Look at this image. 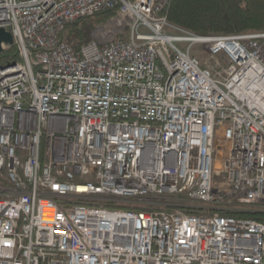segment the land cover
<instances>
[{"label": "built area", "instance_id": "built-area-1", "mask_svg": "<svg viewBox=\"0 0 264 264\" xmlns=\"http://www.w3.org/2000/svg\"><path fill=\"white\" fill-rule=\"evenodd\" d=\"M169 1L0 0V264H264V223L221 214L264 212V32Z\"/></svg>", "mask_w": 264, "mask_h": 264}, {"label": "trees", "instance_id": "trees-1", "mask_svg": "<svg viewBox=\"0 0 264 264\" xmlns=\"http://www.w3.org/2000/svg\"><path fill=\"white\" fill-rule=\"evenodd\" d=\"M117 15L118 9H115L80 20L67 29L64 39L76 44L77 47L86 45L93 40L98 29ZM163 15L171 24L199 36L264 32V0H170L163 10ZM91 21L95 23L90 24ZM20 61L21 57L15 46L10 51L0 54L1 68ZM188 212L198 213L190 209ZM221 214L264 223V212L254 209L244 213Z\"/></svg>", "mask_w": 264, "mask_h": 264}, {"label": "rangeland", "instance_id": "rangeland-1", "mask_svg": "<svg viewBox=\"0 0 264 264\" xmlns=\"http://www.w3.org/2000/svg\"><path fill=\"white\" fill-rule=\"evenodd\" d=\"M95 21H91L90 24H94ZM185 48V47H182ZM193 53L197 55L199 58H201L202 63L205 65L208 59V53L206 51L205 46H195L193 49Z\"/></svg>", "mask_w": 264, "mask_h": 264}, {"label": "water", "instance_id": "water-1", "mask_svg": "<svg viewBox=\"0 0 264 264\" xmlns=\"http://www.w3.org/2000/svg\"><path fill=\"white\" fill-rule=\"evenodd\" d=\"M2 43H9V44L14 43L13 36L10 33H8L5 29H0V54L2 52V48H1Z\"/></svg>", "mask_w": 264, "mask_h": 264}]
</instances>
